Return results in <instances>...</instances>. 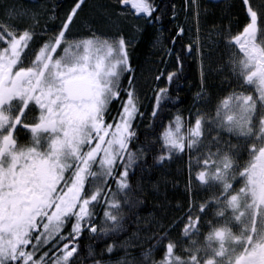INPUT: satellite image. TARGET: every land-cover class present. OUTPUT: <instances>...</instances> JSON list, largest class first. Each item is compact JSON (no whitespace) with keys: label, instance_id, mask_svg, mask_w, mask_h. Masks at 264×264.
<instances>
[{"label":"snow or ice","instance_id":"obj_1","mask_svg":"<svg viewBox=\"0 0 264 264\" xmlns=\"http://www.w3.org/2000/svg\"><path fill=\"white\" fill-rule=\"evenodd\" d=\"M241 2L242 30L216 33L241 90L220 100L214 113L198 108L194 122L190 112L187 128L182 115L173 117L159 134L157 154L149 143H138L137 120L144 113L131 75V41L120 27V18L130 14L159 22L154 0H117L131 11L108 17L117 28L112 39L91 27L70 38L86 0H73L55 28L48 26L54 9L45 4L0 3V264H76L85 232L100 241L118 236L126 231V216L144 204L134 195L146 192L143 177L133 189L136 172H150L185 152L189 173L194 158L200 168L195 180L218 194L190 201L186 210L178 207L183 215L169 224L150 214L143 231L153 243L139 257L129 259L138 227L119 243L105 242L99 253L89 249L92 264H264V0ZM191 3L199 9L197 0ZM135 30L143 32L139 25ZM183 32L179 28L177 37ZM157 45L163 47L159 37ZM192 53L203 65L199 35L187 46ZM174 54L182 68L184 55ZM162 77L171 84L179 72H161L155 80ZM249 86L254 92L246 94ZM154 99L156 119L162 102L171 99L169 88L160 87Z\"/></svg>","mask_w":264,"mask_h":264},{"label":"trees","instance_id":"obj_2","mask_svg":"<svg viewBox=\"0 0 264 264\" xmlns=\"http://www.w3.org/2000/svg\"><path fill=\"white\" fill-rule=\"evenodd\" d=\"M45 1L51 9H54L55 13L53 21H48V26L49 24L59 25L73 4V0ZM197 2L198 10L192 6L191 0H154L157 7L155 15L160 16L161 19L152 24L131 14L120 18L123 35L126 40L131 41L128 48L129 63L132 68L131 75L134 77V87L142 106L148 104V99L149 109L152 106V95L155 93L153 89L157 82L155 77L161 72H164L165 76L168 72H179V78L172 82L173 90L171 92L175 96V116L185 117L186 113L200 107V99L196 101L194 96L202 87L210 100H214L213 98H217L222 93V88L225 85L222 82L223 76L228 78L229 74L223 72L221 67L228 60V54L223 38L217 36L216 33L230 30L231 35L235 34L243 19L241 0H230V2L197 0ZM124 11L130 12L131 10L123 8L117 3V0H86L78 18L71 26L70 38L82 37L91 27L97 31L98 35L112 39L117 35V28L112 26L108 17L111 16L115 20V14ZM197 11L199 12L198 16ZM54 19L57 22H54ZM137 25L143 28V32H136L135 26ZM179 28H183L184 32L177 37ZM197 35L203 45V65L195 53L187 54V46L197 39ZM157 37L161 39L163 47L153 46ZM173 38L176 39L175 44L172 43ZM165 49H173L174 53L181 52L184 55L182 68L177 65L175 54L167 55ZM220 69L221 71H219ZM129 75L128 72H124L122 75L124 87H128ZM165 82L166 80L162 77L159 83L165 84ZM149 112L138 127V143H149L152 149V144L156 140L154 137L155 119L151 115L148 116ZM162 121L161 118L158 122L161 130L163 128ZM188 158L187 152L178 153L175 155L174 161H167L158 169H154L155 176H153V169L150 172L142 173V182L146 192L144 195L139 192H134V194H138L144 200V204L126 216L127 232L131 229H134L132 233L136 232L138 227L144 229L145 218H150V214L161 218L163 223L169 224L183 215L182 212L176 210L178 207H184L186 210L188 200L198 202L195 189L193 188V192L190 193L188 191L189 181L186 175ZM149 163H152L151 158H149ZM131 182L135 189L138 181L135 179ZM154 184H158V189L152 187ZM137 213L144 217V223L139 221V225H137ZM143 229L139 232V236H142ZM178 233L177 229L174 238ZM110 240L111 237L106 238L105 241L96 240L85 232L80 240V256L76 258V264H92V257L88 255L89 249H92L94 253H99L104 247V243H109Z\"/></svg>","mask_w":264,"mask_h":264},{"label":"flooded vegetation","instance_id":"obj_3","mask_svg":"<svg viewBox=\"0 0 264 264\" xmlns=\"http://www.w3.org/2000/svg\"><path fill=\"white\" fill-rule=\"evenodd\" d=\"M42 1H45V0H42ZM61 1H63V0H61ZM223 1H229L230 2V0H223ZM252 2L254 4H258L259 3V0H252ZM240 6L242 7L243 19L239 23L238 32L240 30H242V27H243L244 23L246 22V12H245V10H244V8L242 6V2H241V5ZM54 22H57V20L54 19ZM57 26L58 25L56 24V25H53L50 28H55ZM222 70H224V68ZM228 76L229 77L226 78V81L225 82L222 81L223 84H225L224 87L222 88V93L217 98H213L214 100H210L209 98H207V93H206V91L204 90L203 87L199 90V92L195 93V96L194 97H195V100L196 101H198V99H197V94L198 93L199 94H202V97L203 98L199 100L200 107H197L196 109H194L191 112L193 114V122H194V118H195V113H196V111H197L198 108H200L202 110H210V111H212L214 113L215 107H216V105L219 104L220 100H222L226 96L230 95L233 90H237V91H240L241 90V89H239V88L236 87V84H235V81H234V77L232 76V74H229ZM159 82H160V80L156 82V85H155V87L153 89L154 92L157 91L160 87L167 86L169 88V95H170L171 99L168 100V101H166V102H162V105H163L162 106V110L159 112L158 118L155 119V122H154V126H155L154 127V131H155V134H154V137H155L156 140H155V143L152 144V149H151L152 150V154H157L160 151V149H161L160 148V145H159L160 142L158 140V137H159L160 132L163 131V128H162V130L160 129V123L158 124L159 119H161V118L163 119V121L161 123V126L164 127V126H167L169 124V122L172 120L173 117H175V96L172 95V93H171L172 90H173V85H172V83L171 84H167L165 82V84H160ZM247 92H254V87L249 86L246 89V94H247ZM151 101H152V106L150 107V109H149V99L147 101L148 104H146V105H144V106L141 107V111L144 113V117L146 116V114L150 110L152 112V109H153V107L155 105L154 95H152V100ZM151 112H149L148 116L151 115ZM144 117H143V119H144ZM188 117H189V113H186V115L184 117V119H185V128H187V126H188ZM28 119L29 120L32 119V114H29ZM143 119L137 120L138 127L142 124ZM20 135H21V142L23 143L24 140H25V135H24L23 132ZM212 135H216V133L213 132ZM233 143H235V140L233 141ZM213 150H215V149H213ZM174 159H175V156L173 157L172 160L174 161ZM247 159H248V157L245 154V156H244L245 162L247 161ZM172 160L169 161V162H172ZM188 162H189V158L187 160V163ZM160 166L161 165H156L153 168V176L156 175V172L154 173V171L156 169H158ZM192 167H193V163H192ZM186 168H189V166H187ZM196 169H198V168L196 167ZM199 170H200V168L198 169V171ZM194 171H195V169L193 170V172ZM192 175H194V173ZM141 177H142V172L137 171L136 174L132 177V181L136 179V181H138V183H139V182H141ZM238 180H239V178H238ZM191 185H193V187L195 188V191H194L195 192V196L196 195L198 196V202H197V204L202 203L205 200L210 199L215 194H218L217 189L215 187L210 188L208 186L200 185L199 182L195 180V178H194V180H192ZM234 186L238 189L239 187L242 186V181H240V182H234ZM134 195L139 196L138 194H134ZM190 201L191 200H188V203ZM137 215L141 218L140 221L144 223V220H143L144 217H142V215L139 214V213H137L136 216ZM208 219H211V216H209ZM124 223L126 224L125 220H124ZM141 229H143V228H141ZM132 231H134V229H131L128 232L125 231L124 233L120 234V240L121 241L122 240H125L127 237L131 236ZM202 231H203V229H202ZM142 233L144 235L143 236H139V240H138L137 244H138V247L144 248L143 249V251H144V250H147L149 247H151V244L153 243V241H151L150 239H148V236L151 234L150 232L142 231L141 234ZM173 237H174V233H173ZM109 243H111V242H109ZM117 243H119V242H117ZM135 248H137V247H134V248L131 249V252H130L131 253V255H130L131 257L132 256L139 257L140 256V253L142 252V251L140 252V250H138L139 248H137V249H135ZM118 255H124L123 254V251L119 252ZM155 258L156 259H159L160 258V254L157 253Z\"/></svg>","mask_w":264,"mask_h":264},{"label":"rangeland","instance_id":"obj_4","mask_svg":"<svg viewBox=\"0 0 264 264\" xmlns=\"http://www.w3.org/2000/svg\"><path fill=\"white\" fill-rule=\"evenodd\" d=\"M5 2H7V0H0V3H5ZM16 2L18 3V4H20V5H23L24 7H27V8H33V7H37L38 5H40V4H45V5H47L49 8H51L49 5H48V3L47 2H45V1H42V0H16ZM53 20L52 19H50L49 20V22H52ZM60 24V23H59ZM49 26L50 27H52L53 25L52 24H49ZM238 32V30L237 31H235V34ZM235 34H233V35H235ZM228 61V60H227ZM227 61H225V65L223 66V68H224V70H222V71H224V72H227L228 74H231V71H230V69L226 66L227 65ZM222 68V67H221ZM222 68V69H223ZM219 71H221V69L219 70ZM227 73H225V74H227ZM222 81H226V78H225V75L223 76V80ZM192 163H193V167H192V171H191V174L189 173V168H186V175H187V179H188V181L190 182V178H191V182H192V180H194V176L196 175V172L198 171V169H199V167H197L196 165H195V159L193 158V161H192ZM187 166H189V162L187 163V165H186V167ZM196 167L198 168V169H196ZM195 169V171L193 172V170ZM194 173V175H192ZM193 185H192V190L190 191L189 190V188H188V191H189V193L190 192H193ZM195 189V188H194ZM97 211L98 212H100V214H101V216H102V212H101V210L98 208L97 209ZM178 231H179V229H178ZM144 234L142 233V236H143ZM113 241H116V242H120L121 240H120V235H118V236H112L111 237V240L109 241V242H113ZM123 241V240H122ZM135 247H137V248H139L138 250H140V252L141 251H143V249L144 248H141V247H138V244H137V246H135ZM137 248H135V249H137ZM130 252H131V250H130ZM124 254V253H123ZM131 256H129V259H131L130 258Z\"/></svg>","mask_w":264,"mask_h":264}]
</instances>
